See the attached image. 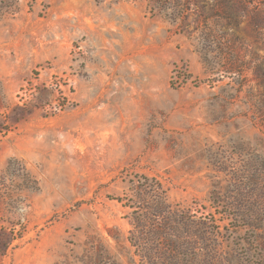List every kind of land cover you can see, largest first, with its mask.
Here are the masks:
<instances>
[{"label": "rangeland", "instance_id": "obj_1", "mask_svg": "<svg viewBox=\"0 0 264 264\" xmlns=\"http://www.w3.org/2000/svg\"><path fill=\"white\" fill-rule=\"evenodd\" d=\"M221 7L0 0V264H264V29Z\"/></svg>", "mask_w": 264, "mask_h": 264}, {"label": "trees", "instance_id": "obj_2", "mask_svg": "<svg viewBox=\"0 0 264 264\" xmlns=\"http://www.w3.org/2000/svg\"><path fill=\"white\" fill-rule=\"evenodd\" d=\"M261 0H221L222 6L220 15L222 19L233 20L239 19L241 17L248 16L254 21V24L257 29H264V3L259 2ZM264 2V1H263ZM231 12H234L238 17L232 18ZM261 79L264 82V72L260 73ZM172 84L173 78H172ZM138 226V225H137ZM136 225H133L134 228L138 229ZM154 247L155 243L153 242ZM170 247L172 243H167ZM178 245L174 242V247ZM180 247H183L180 246ZM151 252H156V249L152 248ZM143 258L147 259L143 256Z\"/></svg>", "mask_w": 264, "mask_h": 264}, {"label": "built area", "instance_id": "obj_3", "mask_svg": "<svg viewBox=\"0 0 264 264\" xmlns=\"http://www.w3.org/2000/svg\"><path fill=\"white\" fill-rule=\"evenodd\" d=\"M182 68L181 67H176V69H175V72H174V78H173V80L176 82H180V80H181V78H182ZM184 77V76H183Z\"/></svg>", "mask_w": 264, "mask_h": 264}]
</instances>
